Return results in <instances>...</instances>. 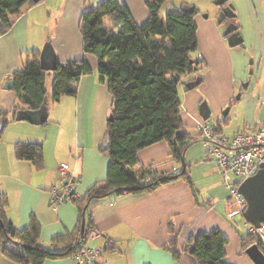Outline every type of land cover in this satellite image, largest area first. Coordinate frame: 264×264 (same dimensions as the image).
I'll list each match as a JSON object with an SVG mask.
<instances>
[{"label":"crops","instance_id":"crops-1","mask_svg":"<svg viewBox=\"0 0 264 264\" xmlns=\"http://www.w3.org/2000/svg\"><path fill=\"white\" fill-rule=\"evenodd\" d=\"M103 1L41 0L25 6L12 27L4 34L0 32V119L5 122L0 138V195L7 201V216L17 229H26L33 215L37 218L41 224L40 243L46 248L53 238L73 232L80 217L71 199L53 203V191L61 190L66 183L60 176V166L68 165L70 177L76 180L75 194L80 197L96 182L106 179L111 162L100 147L107 131L112 96L107 84L100 81L97 58L84 52L80 30L83 12ZM120 1L128 6L137 23L143 24L148 19L146 0ZM230 3L237 13L235 23L243 37V46H230L224 34L214 28L207 54L203 52L209 66L204 80L189 93L186 84L200 73L195 71L186 74L180 86L184 88L183 108L191 114L187 122L186 112L183 113L186 125L197 127L203 122L199 108L207 100L210 118L213 114L221 117L219 114L227 106L230 111L224 118L228 120L232 109L235 114L244 113V126L233 132L236 133L264 126V0H230ZM200 19L195 17L197 25ZM47 42L53 45L58 62L85 59L93 73L81 78L75 97H64L60 103L53 104L47 95V121L35 124L15 120L13 109L20 103L13 87L8 88L6 83L23 69L28 52H41ZM237 90L240 97L236 100ZM18 142L43 145L42 169L15 157ZM170 152L165 141L149 146L139 153V167L178 174L182 171V161L173 159ZM208 160L214 162L209 156ZM192 182L193 185L178 179L152 192L112 194L102 199L91 213L100 234L91 239L92 246L110 248L105 250L109 264H197L195 257L184 251L187 240L218 229L229 241L227 263L254 264L242 251L239 215H230L227 194L217 195L208 202L200 201ZM173 240L181 253L179 259L168 248ZM11 247L18 253L23 251L19 245ZM0 264L19 263L0 251ZM44 264H75V260L71 256L61 257L47 259Z\"/></svg>","mask_w":264,"mask_h":264},{"label":"trees","instance_id":"trees-1","mask_svg":"<svg viewBox=\"0 0 264 264\" xmlns=\"http://www.w3.org/2000/svg\"><path fill=\"white\" fill-rule=\"evenodd\" d=\"M166 1L146 0L149 17L143 24L135 21L128 6L120 0H104L83 12L80 30L84 52L97 58L100 81L107 84L112 96V120L107 121L104 138L109 137V144L106 150L100 147L111 160L107 177L96 182L83 196L71 195L80 214L78 225L73 232L53 238L48 248L40 243L41 224L37 218L33 215L26 229H17L7 216V201L0 195V251L10 260L19 264H44L47 259L70 257L76 245L86 242L84 237L89 240L96 231L91 213L102 199L112 194L152 192L178 179L193 185L186 165L175 175L139 167L140 151L156 143L167 142L170 156L182 161L189 146L195 140L202 141L201 133L197 131L195 137L185 128L179 98L183 77L200 71L199 76L204 78L203 69L208 68L203 59L193 57L198 50L197 12L195 9L188 14L182 7L175 8L163 18L161 9ZM229 3L227 0L221 5V10ZM34 4L33 0H0L1 34L12 27L25 6ZM235 20L236 16L224 21L229 24ZM92 73L93 68L85 59L58 62L54 71H46L41 67L40 51H29L23 69L11 79L20 103L13 109V118L16 120L15 115L22 108L37 110L47 100L48 74L53 76L52 103L58 104L64 97H75L81 78ZM221 121L215 124L218 131H223L228 118ZM15 157L32 162L37 169L44 167L41 143L18 142ZM70 180L74 187L76 180L73 177ZM228 243L227 237L216 229L189 237L184 251L194 256L197 264H229L225 261ZM241 243L245 254L253 243H258L264 251L256 232L241 234ZM11 245H19L23 251L18 253ZM168 248L175 258H180L175 240Z\"/></svg>","mask_w":264,"mask_h":264},{"label":"built area","instance_id":"built-area-1","mask_svg":"<svg viewBox=\"0 0 264 264\" xmlns=\"http://www.w3.org/2000/svg\"><path fill=\"white\" fill-rule=\"evenodd\" d=\"M197 130L201 133L207 155L216 163L225 183L228 191L225 199L230 215L243 216L247 201L240 194L239 186L245 179L255 175L260 164L264 163V126L239 130L227 135L223 131H218L216 125L207 120L199 123ZM59 172L66 183L61 190L53 191L54 204L71 199L73 189L68 165H61ZM245 226L249 228V232H256L253 225L246 220ZM98 236L100 234L94 231L89 240L84 237L86 242L76 245L71 255L75 264H109L103 247L89 245V241Z\"/></svg>","mask_w":264,"mask_h":264},{"label":"rangeland","instance_id":"rangeland-1","mask_svg":"<svg viewBox=\"0 0 264 264\" xmlns=\"http://www.w3.org/2000/svg\"><path fill=\"white\" fill-rule=\"evenodd\" d=\"M184 5L193 6L196 9L195 17L199 16L201 19L198 26V32H200L199 37V47L198 50L193 53V57L197 59H204L205 63H208L206 59L203 57L204 54H207V50L212 42L213 38V30L217 29L222 35L225 32L227 24L225 21L219 23V16L221 11V5L215 3V0H167L161 9V16L163 18L166 17L167 13L175 8H183ZM237 14V13H235ZM196 22V21H195ZM199 35V34H198ZM224 37V36H223ZM226 41H228L225 38ZM228 43V42H227ZM208 65V64H207ZM209 67V66H208ZM209 68L206 70L203 69L204 74L207 73ZM202 70V69H199ZM199 77V76H198ZM52 74H48L47 76V84L50 89L48 92L49 98H51L52 102ZM51 85V86H50ZM187 85V84H186ZM187 87V86H186ZM188 92L190 93V91ZM240 95V91L237 90L235 99H238ZM179 98L181 103L184 99V88L181 85L179 87ZM230 106H227L219 116H222L223 112ZM59 108V107H58ZM57 108V109H58ZM182 116L185 113V120L190 122L191 114L183 108L182 105ZM230 111V110H229ZM230 117L228 123L224 125L223 132L227 135L234 134L233 132L237 130L239 127H243V119L245 115L242 111H239L235 114V109H232L230 112ZM229 114V113H228ZM183 119V117H182ZM223 118H216L215 115L208 120L209 123L217 124L219 121L223 123L221 120ZM203 122L205 120L201 119ZM184 125L185 121L183 122ZM189 134L196 135L198 132L197 127L193 125H186ZM196 137V136H195ZM185 165L187 166V171L194 181L196 187V194L200 201L208 202V200L215 199L216 196L226 195L228 191L226 190L225 183L222 179L221 174L218 172L214 162H210L208 160V156L206 154V149L202 141L195 140L188 148L184 156ZM180 168L183 171L184 165L183 162L180 164ZM238 224L239 230L241 234H246L248 232V227L245 226V220L242 215L238 216ZM90 246H92L91 240L89 241ZM14 246V245H13ZM94 246V245H93Z\"/></svg>","mask_w":264,"mask_h":264},{"label":"water","instance_id":"water-1","mask_svg":"<svg viewBox=\"0 0 264 264\" xmlns=\"http://www.w3.org/2000/svg\"><path fill=\"white\" fill-rule=\"evenodd\" d=\"M41 0H33V2L38 3ZM227 0H215L218 5H224ZM183 10L191 14L195 11V7L184 5ZM235 10L231 3L227 4L221 11L219 16V23H222L228 17H235ZM224 35L227 36V40L230 46L235 47L243 42V37L238 30V26L235 23H230L227 25ZM252 63V61H250ZM40 63L41 67L46 71H54L58 66L57 54L51 44L47 42L40 52ZM253 73V69L250 70V74ZM204 80L203 77H197L193 81L187 83V88L192 90L199 86ZM8 88H12L14 83L13 80H9L6 83ZM245 87L248 83H245ZM240 95L238 96V98ZM229 107L223 112L221 118H224L229 113ZM199 112L203 120L207 121L210 119L211 110L207 100H204L199 108ZM16 120H28L35 124H41L48 119V110L46 101L37 110L31 109H21L17 111L15 115ZM109 120H112V115L109 116ZM5 122L0 119V133ZM109 144V137L102 142V150H106ZM183 165L185 167V161L182 159ZM240 194L247 201V207L244 211V218L256 229V233L260 237L264 246V163H261L257 173L247 179H245L239 186ZM75 193V187H73L71 194ZM85 221L82 224V233H84ZM246 255L253 261L254 264H264V251L260 248L258 243H253L246 250Z\"/></svg>","mask_w":264,"mask_h":264},{"label":"flooded vegetation","instance_id":"flooded-vegetation-1","mask_svg":"<svg viewBox=\"0 0 264 264\" xmlns=\"http://www.w3.org/2000/svg\"><path fill=\"white\" fill-rule=\"evenodd\" d=\"M231 23H234V22H231ZM230 24V23H229ZM228 25V24H227Z\"/></svg>","mask_w":264,"mask_h":264}]
</instances>
